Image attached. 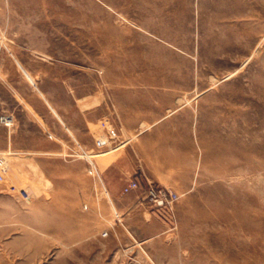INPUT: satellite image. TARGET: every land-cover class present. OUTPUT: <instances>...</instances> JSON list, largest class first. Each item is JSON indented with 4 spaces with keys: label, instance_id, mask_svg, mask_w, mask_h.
<instances>
[{
    "label": "rangeland",
    "instance_id": "374dc122",
    "mask_svg": "<svg viewBox=\"0 0 264 264\" xmlns=\"http://www.w3.org/2000/svg\"><path fill=\"white\" fill-rule=\"evenodd\" d=\"M1 116L24 131L0 264H264V0H0ZM132 147L144 205L121 211L103 170Z\"/></svg>",
    "mask_w": 264,
    "mask_h": 264
},
{
    "label": "crops",
    "instance_id": "0c3cea01",
    "mask_svg": "<svg viewBox=\"0 0 264 264\" xmlns=\"http://www.w3.org/2000/svg\"><path fill=\"white\" fill-rule=\"evenodd\" d=\"M33 122L39 123L40 128L38 133L41 138L45 137L43 125L39 121L28 116V123ZM2 126L3 125L0 124V147L4 150H7L8 144V146L10 145L12 149L16 148L17 141L22 140V138H20V133H22L24 130L13 129V131L8 132L7 134V128ZM58 129L63 132V129L60 126L58 127ZM144 131H142L141 134H143ZM144 134L145 135L140 138L141 142L136 146V148H141V145H144L143 143L148 140L149 135L146 133ZM62 141V139L58 140L55 138L54 142L45 144L41 139V142L39 144H35V147L41 149L38 152L41 154H49V152L55 153L59 148L62 147ZM50 147L51 149H49ZM136 148L132 147V150L130 152L128 150L124 151L119 155L118 158H114L111 163H108V165L103 170V179L107 191L109 195H111L115 199L116 205L121 211H125L133 204H137L139 206L144 205V197L142 196V194L144 193L143 189H131L126 193L123 191V189L127 186L128 181L137 172V163L135 162V157L140 155V151Z\"/></svg>",
    "mask_w": 264,
    "mask_h": 264
},
{
    "label": "built area",
    "instance_id": "2783aa9c",
    "mask_svg": "<svg viewBox=\"0 0 264 264\" xmlns=\"http://www.w3.org/2000/svg\"><path fill=\"white\" fill-rule=\"evenodd\" d=\"M11 119L7 116H1L0 122L5 125H9ZM109 121H102L101 125L104 129V135L95 141L96 147L103 148L111 145L113 140L117 137L116 130L112 128V126L107 127ZM10 172V165L5 162L2 158H0V183L4 182L7 175ZM138 182L136 179H132L129 181L127 187H125L124 191L127 192L130 189L137 188ZM10 190L12 192L18 193L22 199L29 200L30 199V190L28 187L22 185L17 187L16 185H11ZM148 194L150 201L153 203V206L156 209H160L163 211H172L170 206L169 193L166 189L162 187H153L150 186L148 189ZM169 215V214H168Z\"/></svg>",
    "mask_w": 264,
    "mask_h": 264
}]
</instances>
